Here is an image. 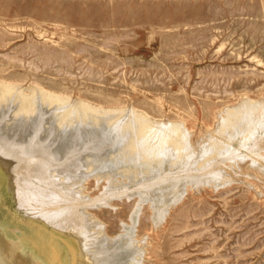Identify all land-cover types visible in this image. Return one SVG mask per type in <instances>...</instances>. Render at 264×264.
I'll use <instances>...</instances> for the list:
<instances>
[{
	"label": "rangeland",
	"instance_id": "obj_1",
	"mask_svg": "<svg viewBox=\"0 0 264 264\" xmlns=\"http://www.w3.org/2000/svg\"><path fill=\"white\" fill-rule=\"evenodd\" d=\"M0 93V264H264V0H0Z\"/></svg>",
	"mask_w": 264,
	"mask_h": 264
},
{
	"label": "bare ground",
	"instance_id": "obj_2",
	"mask_svg": "<svg viewBox=\"0 0 264 264\" xmlns=\"http://www.w3.org/2000/svg\"><path fill=\"white\" fill-rule=\"evenodd\" d=\"M9 87H10V86H9ZM10 88H11V87H10ZM12 88H13V87H12ZM4 89H5V90L2 89V91H3L4 93L7 92V91H9L7 87L4 88ZM2 91H1V92H2ZM30 93H31V92H30ZM0 94H1V93H0ZM34 94H35V93H34ZM34 94H32V95H34ZM1 95H2V94H1ZM31 97H32V96H31ZM44 97H45V96H44ZM46 98H47V99H50L51 101L57 100L56 97L54 98V96H53V97H51V96H46ZM45 100H46V99H45ZM27 105H28V102H27ZM84 105H86V104H84ZM22 106H23V105H22ZM29 107H30V106H29ZM82 107H85V106H82ZM24 108H25V107H24ZM26 108H27V107H26ZM79 108H80V107H79ZM32 109H33V108H32ZM79 110H80V109H79ZM82 110H84V109L82 108ZM23 111H25V110H23ZM23 111H22V112H23ZM27 111H28V110H27ZM20 112H21V111H20ZM20 112H19V113H20ZM30 112H32V111H30ZM80 112H81V111H80ZM80 112H79V113H80ZM86 112H87V111H86ZM254 112H255V111H254ZM81 113H82V112H81ZM27 114H29V112H28V113L26 112V115H27ZM23 115H24V114H23ZM21 116H22V115H21ZM66 116H67V115H66ZM236 117H237V116H236ZM238 117H239V116H238ZM248 117H249V116H248ZM236 119H237V118H236ZM62 123H63V121H62ZM64 123H65V121H64ZM142 127L144 128V126H142ZM140 128H141V127H140ZM141 129H142V128H141ZM141 129H140V132H141ZM137 131H138V130H137ZM143 132H144V131H143ZM141 133H142V132H141ZM133 141H134V140H133ZM62 144H63V143H62ZM62 150H63V149H62ZM33 160H34V159H33ZM33 160H32V161H33ZM50 206H51V205H50ZM53 213H56V212H53ZM56 217H57V216H56ZM56 217H55V218H56ZM58 239H59V238H58ZM56 240H57V239H56ZM60 240H62V239H60ZM58 242H60V241H58ZM58 242H57V243H58ZM60 244H61V243H60ZM58 245H59V244H58ZM68 245H69V244H68ZM59 246L61 247V245H59ZM59 246H58V248H59ZM65 246H66V245H65ZM69 246H70V245H69ZM69 246H67V247H69ZM55 247H56V249H57V246H56V245H55ZM55 247H54V248H55ZM63 247H64V246H63ZM60 249H61V248H60ZM65 249H66V248H65ZM54 250H55V249H54ZM48 251H49V250H48ZM48 251H47V252H48ZM2 252H3V251H2ZM2 252H1V254L3 255ZM57 252H58V251H57ZM61 252H62V251H61ZM72 252H75V251H72ZM72 252H71V253H72ZM48 253H49V252H48ZM55 253H56V252H55ZM49 254H51V253H49ZM74 254H75V253H74ZM74 254H71V255L74 256ZM76 254H77V252H76ZM5 256H6V255H5ZM49 256H51V255H49ZM54 256H55V254H54ZM75 256H76V257H75ZM75 256H74V258L72 257L73 260H80V258L77 257V255H75ZM1 257H2V256H1ZM51 257H52V256H51ZM5 258H6V257H5ZM2 263H3V262H2ZM81 264H82V263H81Z\"/></svg>",
	"mask_w": 264,
	"mask_h": 264
},
{
	"label": "water",
	"instance_id": "obj_3",
	"mask_svg": "<svg viewBox=\"0 0 264 264\" xmlns=\"http://www.w3.org/2000/svg\"><path fill=\"white\" fill-rule=\"evenodd\" d=\"M85 179H86L85 174H80V180H82L80 181V183L84 182Z\"/></svg>",
	"mask_w": 264,
	"mask_h": 264
}]
</instances>
